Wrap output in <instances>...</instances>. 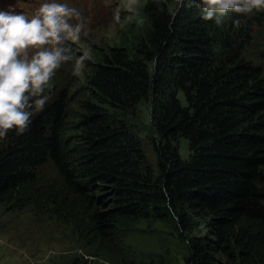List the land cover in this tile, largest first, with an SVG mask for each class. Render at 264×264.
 I'll use <instances>...</instances> for the list:
<instances>
[{
  "label": "trees",
  "instance_id": "16d2710c",
  "mask_svg": "<svg viewBox=\"0 0 264 264\" xmlns=\"http://www.w3.org/2000/svg\"><path fill=\"white\" fill-rule=\"evenodd\" d=\"M174 8L145 0L137 36L93 50L83 80L74 62L56 70L28 132L0 141V206L54 217L123 264H140L124 248L140 223L184 237L185 264H264V11L217 27Z\"/></svg>",
  "mask_w": 264,
  "mask_h": 264
},
{
  "label": "clouds",
  "instance_id": "9594fccd",
  "mask_svg": "<svg viewBox=\"0 0 264 264\" xmlns=\"http://www.w3.org/2000/svg\"><path fill=\"white\" fill-rule=\"evenodd\" d=\"M138 5L139 0H123L116 7L114 20L119 22L121 12H134ZM185 6L199 9L200 20L223 27L230 13L239 16L264 11V0H175L170 17ZM19 7L18 0L0 6V141L7 140L10 130L16 136L28 132L33 117L51 99L50 81L57 69L74 62V73H81L93 59L90 46L81 48L80 55L71 50V45H79L81 36L89 33L77 7L57 0H46L31 14ZM232 23L240 26L239 19ZM29 50H34L31 55ZM156 63L154 58L153 66Z\"/></svg>",
  "mask_w": 264,
  "mask_h": 264
},
{
  "label": "rangeland",
  "instance_id": "374dc122",
  "mask_svg": "<svg viewBox=\"0 0 264 264\" xmlns=\"http://www.w3.org/2000/svg\"><path fill=\"white\" fill-rule=\"evenodd\" d=\"M11 0H0L6 6ZM46 0H18V10L31 14ZM77 7L85 18L88 36H81L79 45H71L72 52L80 55L81 48L91 47L92 51L104 45H119L126 36L134 38L143 28L139 0L134 12H121V20H114L116 7L123 0H57ZM34 50H29V55ZM84 71V69H83ZM83 71L76 75L83 80ZM142 118L148 123V108L142 106ZM143 145L150 161L155 155L148 139ZM186 142L182 140L180 153L187 156ZM125 251L140 264H185L189 248L184 237L173 227L156 223L147 227L140 223L126 240ZM123 253V251H122ZM0 264H123L121 253H107L96 246L86 245L72 231L71 227L47 214L30 210H7L0 206ZM218 264H236L218 257Z\"/></svg>",
  "mask_w": 264,
  "mask_h": 264
}]
</instances>
